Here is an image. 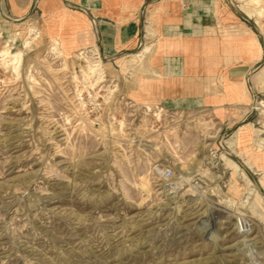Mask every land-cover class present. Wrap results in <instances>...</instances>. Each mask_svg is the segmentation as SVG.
I'll use <instances>...</instances> for the list:
<instances>
[{
	"label": "rangeland",
	"instance_id": "374dc122",
	"mask_svg": "<svg viewBox=\"0 0 264 264\" xmlns=\"http://www.w3.org/2000/svg\"><path fill=\"white\" fill-rule=\"evenodd\" d=\"M103 1H0V264H264V0ZM164 52L206 90L155 96Z\"/></svg>",
	"mask_w": 264,
	"mask_h": 264
},
{
	"label": "crops",
	"instance_id": "0c3cea01",
	"mask_svg": "<svg viewBox=\"0 0 264 264\" xmlns=\"http://www.w3.org/2000/svg\"><path fill=\"white\" fill-rule=\"evenodd\" d=\"M62 1V0H61ZM69 3L79 5L81 0H67ZM103 0H86L84 6H81V9L87 10L90 12L91 19H108L106 15H104L105 7H104ZM195 4L193 5V9L189 12H186L185 9L182 10L180 7L178 8H169L167 9L166 13L161 16L162 26L160 29V35L163 38V42L168 44H179L182 45L187 41V36H190L192 39H198L199 36L204 35L207 31V28H212L208 24L210 20L214 18L212 5L206 4H199V1H194ZM62 3H64L62 1ZM65 4V3H64ZM99 13H102L99 15ZM98 14V16L96 15ZM149 17V16H148ZM25 18H21L18 20L13 21H20ZM24 22L16 23L17 26L23 25ZM140 22V28H142ZM148 25V24H146ZM209 25V26H207ZM145 28V26H144ZM150 28V29H149ZM144 38L145 34L148 39L152 36L153 32L150 25L144 29ZM150 36V37H149ZM146 37V39H147ZM168 37V41L165 38ZM165 40V41H164ZM238 45L241 48V52L247 57H251L255 52L256 49L253 47L254 42L252 39L243 38L242 40L238 41ZM143 47V46H142ZM141 47V48H142ZM150 48V46H148ZM145 47L141 53L138 54L139 57L144 56L149 52V48ZM180 49V48H179ZM152 53V51H151ZM149 53L146 69H141L142 73L148 75V82L150 81H158L161 79V83H154L153 94L162 99H169L168 97L177 96L179 99L185 98V95L189 92L201 93L205 88L204 82L200 83L196 77L195 78H188L185 77L187 65L183 64L182 62V55H172L169 53H165L161 56L162 64L159 68L160 72L158 73L150 64V56ZM132 56L131 53L123 54L121 58ZM105 59V58H104ZM161 75V76H160ZM188 75V74H187ZM201 95H197L196 97H200Z\"/></svg>",
	"mask_w": 264,
	"mask_h": 264
},
{
	"label": "bare ground",
	"instance_id": "6f19581e",
	"mask_svg": "<svg viewBox=\"0 0 264 264\" xmlns=\"http://www.w3.org/2000/svg\"><path fill=\"white\" fill-rule=\"evenodd\" d=\"M27 18H25V19H23V20H20V21H13L12 20V22H14V23H21V22H23V21H25ZM3 56H7L8 55V52H4L3 54H2ZM2 55H1V57H2ZM102 55V54H101ZM17 59H18V57H17ZM108 60L107 59H104V62H107ZM15 63L17 64V60H15Z\"/></svg>",
	"mask_w": 264,
	"mask_h": 264
},
{
	"label": "water",
	"instance_id": "95a60500",
	"mask_svg": "<svg viewBox=\"0 0 264 264\" xmlns=\"http://www.w3.org/2000/svg\"><path fill=\"white\" fill-rule=\"evenodd\" d=\"M1 1V0H0ZM65 4H68L70 6H73V7H76V8H82L81 6L79 5H75V4H72V3H69L67 0H62ZM141 24H143V18H141L140 20Z\"/></svg>",
	"mask_w": 264,
	"mask_h": 264
}]
</instances>
